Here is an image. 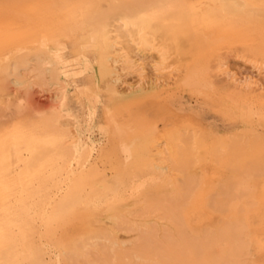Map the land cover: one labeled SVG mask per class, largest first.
Masks as SVG:
<instances>
[{
	"label": "bare ground",
	"instance_id": "obj_1",
	"mask_svg": "<svg viewBox=\"0 0 264 264\" xmlns=\"http://www.w3.org/2000/svg\"><path fill=\"white\" fill-rule=\"evenodd\" d=\"M35 3L37 12L24 13L0 2V39L29 44L20 48L8 64L14 77L12 83L0 81V264H188L181 259L182 250L193 254L195 264H204L202 253L213 235L211 227L205 226L202 213L206 203L197 187V179L200 181L202 175H191L188 170L196 167L195 158L206 147L210 135L190 126H184L180 133H163L169 131V123L161 130L159 124H164L161 119L133 109L131 97L143 91L140 86L135 91L133 87L124 92L118 89V72L125 68L116 65L125 48L142 55L153 54L154 73L165 70L172 56L178 58L185 53L195 57L215 56L218 49L203 40L208 41L206 37L211 35L220 40L227 31L251 22L264 27V0H35ZM83 27L101 47L99 75L113 94L115 107L119 112L126 111L133 122L131 136H118L112 149L105 152L83 140L70 120L63 119L56 100L53 101L57 108L44 112L43 118L32 113L26 115L20 107L11 114L4 110L17 97V91H23L32 109L45 108L36 87H41L46 76L55 79L58 67L45 44L72 38ZM122 62L126 64L128 59L123 58ZM157 88L153 81L149 91ZM211 153L234 164L228 171L233 180L225 178L218 198L211 200L210 206L222 213L216 227L218 237L236 243L245 236L257 248L264 246V235L257 233L264 227V201L263 209L250 202L242 204L248 189H242L239 182L241 176L246 180L252 174L243 164L257 158L261 148L220 144ZM107 166H112L109 173ZM174 172L182 174L184 183L182 190L175 186L177 190L171 195L174 198L146 194L147 206L132 208L135 197L170 183ZM194 175H198L197 179ZM141 208L162 210L164 220L170 222L167 231L168 224L161 223L166 225V235L162 233L166 237L165 250L163 240L157 237L159 227L153 221L142 227L143 220L139 221L138 236L127 238L126 244L118 242L115 230L130 232L128 218ZM104 212L110 214L105 218L109 229L103 235L78 239L68 236L66 229L72 221L86 213ZM125 225L127 229H123ZM239 245L226 256L230 262L212 258L209 264H238Z\"/></svg>",
	"mask_w": 264,
	"mask_h": 264
},
{
	"label": "rangeland",
	"instance_id": "obj_2",
	"mask_svg": "<svg viewBox=\"0 0 264 264\" xmlns=\"http://www.w3.org/2000/svg\"><path fill=\"white\" fill-rule=\"evenodd\" d=\"M0 2L3 6L20 12H37L35 0H0ZM84 28L76 32L72 38H61L57 39L58 41L45 44L57 60L58 67L55 79L46 76L41 87H36L38 97L45 104L43 110L32 109L25 101L23 91H17V97L11 101L7 109L2 108L6 113L11 114L20 107L26 115L32 113L36 117L43 118L44 112L52 107L57 108L58 105H54L53 101L56 100V103L59 102L58 108L62 111L63 119L70 120L83 140L105 152L112 149L118 136H131L133 122L127 117L126 111L119 112L115 107L117 102L112 98L113 94L107 90L99 75L101 47L94 36L90 38L89 30L86 28L84 30ZM206 38L208 41L203 40L206 44L218 49L215 51V56L195 57L187 53L178 58L172 56L165 64V70L160 73L153 72L152 65L156 61L153 54L142 55L137 51L125 48L122 56L124 59L127 58L128 62L123 64V58L117 57L118 64L116 66L125 68L124 70L119 69L117 86L121 92L132 87L134 91L139 86L142 88V92H136L131 97L133 109L137 113L144 114L145 112L148 115L151 113L150 115L156 120L161 119L164 122V124H159L161 130L169 123L170 127L167 129L169 131L163 133H180L184 126H190L210 135L211 139L206 141V147L195 158L198 160L196 167L188 170L191 171V175L195 173L202 175L200 181L199 178L197 179L198 175L194 176L197 179V187L202 192L203 199L201 200H204L206 205L209 204L203 206L202 214L205 217V226L211 227L209 230L213 237L208 238L210 244L202 253V262L209 264L213 260L212 258L221 259L225 263L230 262L226 256L240 244L242 249L240 248L237 252L236 262L238 264H264V246L258 247L260 248L258 249L245 236L236 243L218 237L216 227L220 225L222 213L210 206L213 204L211 200L218 198L220 189L226 181L225 178L228 179L229 176V179H232L230 168L233 169V162L228 161V163L225 160V163L224 159L216 158L211 153V149L217 148L221 144V146L241 145L261 148V154L257 158L243 164L244 167L252 170V174L246 180L241 176L239 182L242 184V189H248L247 196L244 194L241 199L242 204L250 202L257 207L260 205L258 207L260 209L263 207L264 194L261 192L264 193V27H259L251 22L233 31H227L220 40H216L212 35ZM2 41L3 43H0V81L12 83L14 77L9 73L8 64L20 48H27L29 44ZM246 50L253 51L255 54L248 55ZM153 81L156 82L158 88L149 91ZM11 87L14 88L13 85ZM215 141H218V145ZM227 166L230 167L227 169ZM111 169L112 166L106 167L108 173ZM172 174L170 183H165L168 185H158L159 190L155 186L156 192L153 187L142 196L135 197L132 200L135 207L132 208L147 206L144 201L146 194L154 193L155 198H159L158 195L171 197L175 190H182L184 188L182 174L180 172ZM229 179L228 181H230ZM200 183L201 186H199ZM204 191L206 194L203 193ZM143 208L138 214L128 218V220L130 219V232L115 230L118 242L120 240V244H126L129 240L137 237L138 225L142 223L141 220H143L141 227L145 223L153 221L157 223L156 227H159L157 237H159V241L163 240L161 243L165 250L166 237L162 233H166L167 228L171 226L170 222L164 220L162 210L146 211ZM109 214V212L86 213L83 218L74 220L67 226L68 236L78 239L94 234L95 236L103 235L109 229L105 221ZM160 224L161 226H159ZM126 227L125 225L123 229H127ZM257 233L261 236L264 235V227H261ZM250 243L251 245H249ZM181 259L188 264L196 262L193 254L184 250H182Z\"/></svg>",
	"mask_w": 264,
	"mask_h": 264
}]
</instances>
